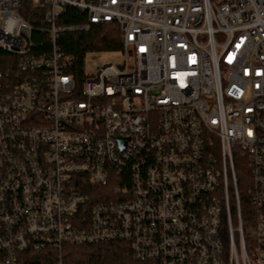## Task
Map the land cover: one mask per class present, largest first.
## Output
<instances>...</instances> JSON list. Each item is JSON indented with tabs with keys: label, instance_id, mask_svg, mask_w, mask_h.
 Here are the masks:
<instances>
[{
	"label": "built area",
	"instance_id": "built-area-1",
	"mask_svg": "<svg viewBox=\"0 0 264 264\" xmlns=\"http://www.w3.org/2000/svg\"><path fill=\"white\" fill-rule=\"evenodd\" d=\"M22 1L0 0V264L108 242L143 264H264V0H28L39 26ZM105 23L123 61L72 72L60 35Z\"/></svg>",
	"mask_w": 264,
	"mask_h": 264
},
{
	"label": "trees",
	"instance_id": "trees-1",
	"mask_svg": "<svg viewBox=\"0 0 264 264\" xmlns=\"http://www.w3.org/2000/svg\"><path fill=\"white\" fill-rule=\"evenodd\" d=\"M34 10L28 0H23L20 14L34 26H39V22L33 17ZM66 24L76 25L79 21L67 19ZM62 52L65 55L72 56L73 65L72 72L80 73L84 58L87 53L93 51H120L121 49V32L118 25L114 23L91 24L83 31H69L62 33L58 40ZM6 55L0 53V68L6 59ZM244 163V161L242 162ZM235 174L237 182V190L239 196V216L242 224L243 239L246 244L251 240L253 230V213L248 199V188L250 187V174L241 164H235ZM111 187V186H110ZM99 191V198L93 199L88 205L100 202L103 197L102 193H106L109 189L106 187L93 188ZM106 199V198H105ZM228 206L231 227L234 230L233 239L236 244L239 242L238 233V209L234 197L233 190L228 191ZM86 217V214H85ZM88 218V213H87ZM222 234L225 241L228 240V223L226 215L222 224ZM56 254H50V263L55 262ZM60 256L61 264H143L135 261L132 257L130 247L125 242H108L96 245H71L62 246L57 252Z\"/></svg>",
	"mask_w": 264,
	"mask_h": 264
},
{
	"label": "rangeland",
	"instance_id": "rangeland-1",
	"mask_svg": "<svg viewBox=\"0 0 264 264\" xmlns=\"http://www.w3.org/2000/svg\"><path fill=\"white\" fill-rule=\"evenodd\" d=\"M123 61V56L120 51H93L87 53L84 58V68L89 71L98 65L103 64H118Z\"/></svg>",
	"mask_w": 264,
	"mask_h": 264
}]
</instances>
